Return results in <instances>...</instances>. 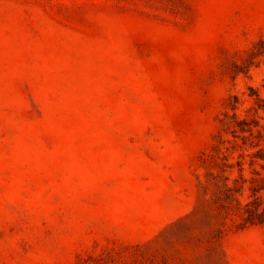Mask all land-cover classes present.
I'll return each mask as SVG.
<instances>
[{"label":"rangeland","instance_id":"374dc122","mask_svg":"<svg viewBox=\"0 0 264 264\" xmlns=\"http://www.w3.org/2000/svg\"><path fill=\"white\" fill-rule=\"evenodd\" d=\"M0 264H264V0H0Z\"/></svg>","mask_w":264,"mask_h":264}]
</instances>
